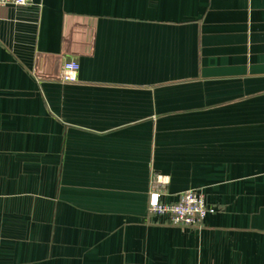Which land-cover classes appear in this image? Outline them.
I'll return each instance as SVG.
<instances>
[{"label":"crops","instance_id":"0c3cea01","mask_svg":"<svg viewBox=\"0 0 264 264\" xmlns=\"http://www.w3.org/2000/svg\"><path fill=\"white\" fill-rule=\"evenodd\" d=\"M0 264H264V0L1 7Z\"/></svg>","mask_w":264,"mask_h":264},{"label":"built area","instance_id":"2783aa9c","mask_svg":"<svg viewBox=\"0 0 264 264\" xmlns=\"http://www.w3.org/2000/svg\"><path fill=\"white\" fill-rule=\"evenodd\" d=\"M32 0H0V8L14 5L24 7ZM80 66L76 60L65 59L56 74V80L61 83L75 82ZM165 182L158 174L153 175L149 191V212L154 216H166L170 224L182 228L202 227L206 217L216 210L207 203L204 193L189 189L177 195V201L166 204L160 200Z\"/></svg>","mask_w":264,"mask_h":264}]
</instances>
